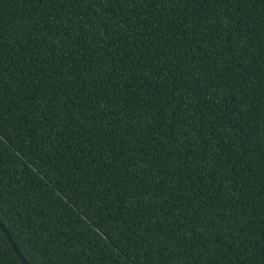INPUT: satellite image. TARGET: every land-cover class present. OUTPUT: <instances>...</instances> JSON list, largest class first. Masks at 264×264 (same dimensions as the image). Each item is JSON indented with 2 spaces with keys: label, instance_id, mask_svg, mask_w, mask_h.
<instances>
[{
  "label": "trees",
  "instance_id": "1",
  "mask_svg": "<svg viewBox=\"0 0 264 264\" xmlns=\"http://www.w3.org/2000/svg\"><path fill=\"white\" fill-rule=\"evenodd\" d=\"M263 117L264 0H0V223L29 264H264Z\"/></svg>",
  "mask_w": 264,
  "mask_h": 264
},
{
  "label": "water",
  "instance_id": "2",
  "mask_svg": "<svg viewBox=\"0 0 264 264\" xmlns=\"http://www.w3.org/2000/svg\"><path fill=\"white\" fill-rule=\"evenodd\" d=\"M263 139H264V117H263ZM0 231L2 232V234L6 237V239L8 240L10 246L12 247L14 253L16 254V256L18 257V259L21 261L22 264H29L26 259L22 256V254L19 252V250L17 249L16 245L14 244L12 238L9 236V234L7 233V231L5 230V228L1 225L0 223Z\"/></svg>",
  "mask_w": 264,
  "mask_h": 264
}]
</instances>
